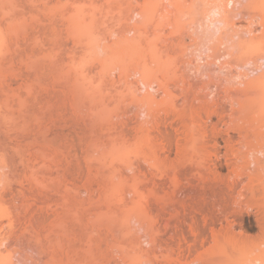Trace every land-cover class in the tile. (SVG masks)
<instances>
[{"label":"bare ground","instance_id":"1","mask_svg":"<svg viewBox=\"0 0 264 264\" xmlns=\"http://www.w3.org/2000/svg\"><path fill=\"white\" fill-rule=\"evenodd\" d=\"M125 3V21L118 28L114 22L111 44L128 48L120 114L127 217L138 230L147 222L184 226L188 215L193 223L204 218L212 223L210 233L219 252L213 263L208 256L210 264H264V0ZM11 10V0H0V13L6 14L1 17L5 23L0 22L3 32L12 27ZM5 35H0V44L14 37L1 39ZM13 60L8 56L4 65ZM0 70L5 82L9 77ZM2 193L0 226L7 225L8 233H0V264H55L56 259L50 261L58 256L72 264L86 261L84 244L78 249L62 243L67 236H61V227L68 223L70 208H64L69 212L64 217V209L47 204L46 209L38 204L5 206ZM198 199L212 210L201 204L185 207V200ZM83 207L87 218L80 230L91 236L92 210ZM16 215L19 223L14 225ZM244 226L259 230L258 242L250 244L240 233ZM149 233L139 237L155 245L157 236ZM53 243L57 250H51ZM233 256L238 260L233 262Z\"/></svg>","mask_w":264,"mask_h":264},{"label":"rangeland","instance_id":"2","mask_svg":"<svg viewBox=\"0 0 264 264\" xmlns=\"http://www.w3.org/2000/svg\"><path fill=\"white\" fill-rule=\"evenodd\" d=\"M127 3L125 0L121 3L118 0H11L13 11L10 12L14 15L12 27L4 31L11 30L8 34L3 32L6 14L0 13V22H4L0 33L10 35L9 38L14 36L0 44V69L9 77L5 82L0 81V192L6 202L3 204L19 208L25 204L45 209L47 205L59 210L70 208L69 221L63 218L68 223L60 226L61 233L65 230L61 236H67L62 243L68 242L63 244L66 247L71 243L78 249L84 244L88 249L84 264H210L207 260L213 263L219 253L210 233L211 221L200 216L208 223L204 226L202 219L200 222L198 217L193 223L188 215L184 226L181 222L154 221L144 223V230H138V224L131 222L126 214L120 114L121 76L128 48L111 43L116 38L114 22L116 28L123 24ZM117 11H121L120 17ZM105 45L110 47L101 50ZM7 54L14 59L9 66L4 65ZM194 202L185 200L184 205L187 209L198 206L195 204L211 207L201 199ZM83 206L92 210L91 236L85 229L80 230L86 216ZM67 210L64 217L69 213ZM244 218L238 219L239 223H244ZM14 219L17 225V215ZM7 220L2 219L4 224ZM5 226L3 223L0 226L1 235L8 233ZM247 227L241 228L243 232L237 228V232L248 237L250 244L258 242L259 230ZM199 230L202 232L198 233ZM143 231L157 236L155 245L151 243L154 247L149 239L146 242L139 237ZM138 237L141 240L137 241ZM84 241H91L92 247ZM56 245L53 243L51 250H57ZM233 257V262L239 258ZM55 259L57 264L73 261L60 260L58 256L52 261L47 258V262L55 263Z\"/></svg>","mask_w":264,"mask_h":264}]
</instances>
